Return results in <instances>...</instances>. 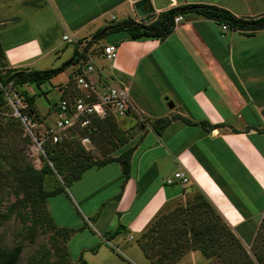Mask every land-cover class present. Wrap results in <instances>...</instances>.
Here are the masks:
<instances>
[{"label": "crops", "instance_id": "1", "mask_svg": "<svg viewBox=\"0 0 264 264\" xmlns=\"http://www.w3.org/2000/svg\"><path fill=\"white\" fill-rule=\"evenodd\" d=\"M134 1L5 0L0 41L7 62L37 68L48 53L59 57L61 42H72L69 62L78 48L76 41L89 38L96 28L126 16L137 18ZM188 1L215 3L236 15L264 12V0H161L158 4L150 0L153 13ZM116 7L119 18L111 12ZM180 15L163 38H129L118 30L88 48L93 52L88 77L96 91L113 83L126 85L129 110L147 122L137 125L128 113L131 135L115 153L134 144L128 161L123 166L111 160L84 169L65 192L57 193L74 208V222L53 221L72 227L73 232L88 231L96 239L91 249L102 241L105 249L125 258L123 264H136L122 251L137 246L134 237L151 217L167 203L184 200L193 186L209 199L251 256L253 245L264 251L259 241L263 238L254 240L264 213V28L253 32L221 28V23L195 11ZM65 33L69 39L62 37ZM107 43L115 44L110 58L101 50ZM72 65L74 71L78 63ZM65 82L53 84L56 98ZM52 113L54 118V104ZM170 114L189 122L173 118L160 133L149 126L150 119ZM200 121L219 125L209 127ZM177 170L187 174L186 182L173 176ZM118 223L124 228L105 238L103 233ZM110 261L102 264H122L118 257ZM145 261L142 256L140 264ZM171 264L216 263L191 249Z\"/></svg>", "mask_w": 264, "mask_h": 264}, {"label": "trees", "instance_id": "2", "mask_svg": "<svg viewBox=\"0 0 264 264\" xmlns=\"http://www.w3.org/2000/svg\"><path fill=\"white\" fill-rule=\"evenodd\" d=\"M187 11H195L212 18L217 23H225L228 27L247 32L264 28V12L255 15H236L228 8L215 3L182 2L143 17L126 16L108 21L96 28L90 37L84 40L82 51L78 52L76 47L74 48L73 58L69 63H78L74 73L80 71L84 60L87 59L85 52L90 44L110 32L123 30L129 38H163L174 26L173 17ZM80 41L82 40L79 39ZM64 65L65 63L47 68L13 67L8 64L0 41V105L5 102L2 87L7 82L15 87L23 83H33L39 87ZM20 92L24 96L26 110L32 116L34 96L24 91ZM77 92L78 88L72 76L61 88L59 96H69ZM126 113H131L132 116L135 114L129 109ZM81 118H87L86 123L80 124V119L75 121L66 127L55 141L51 138L40 140L43 150V154L40 155L41 165L38 168L27 166L26 169L18 171L19 182L14 190L16 196L21 194L18 200L28 207L24 212L30 224H35L37 221L48 223L60 235L61 243L53 244L59 256L69 253L67 239L73 228L59 226L53 221L46 207V199L59 192H65L66 187L90 166H100L111 160L127 162L134 148L132 144L118 154L111 153L112 148L120 146L127 140V136L116 121V115L112 112H107L103 116L86 114ZM173 118H181L189 122L187 118L178 114H170L152 118L148 124L156 133H160ZM200 123L209 127L219 125L206 121ZM81 137H87L92 149H84L80 142ZM36 138L39 139L38 136ZM125 171L120 187L126 178ZM48 173H54L58 181L45 187L43 182ZM194 188L192 194L183 201H176L167 209L163 210L164 207L159 209L135 235L134 241L146 259L144 264H171L191 249L199 250L205 257L215 256L221 264H264L263 249L259 250L254 245L251 246L252 257L209 199L197 187ZM118 194L115 195L116 198ZM123 228L124 224L118 223L112 231H106L103 235L105 238H110ZM262 230H264V213L255 230L254 240L260 237L262 232L264 233ZM262 238L260 247L264 246V237ZM20 249V243L9 247L0 246V264H16ZM78 260V264H89L81 255L78 256Z\"/></svg>", "mask_w": 264, "mask_h": 264}, {"label": "rangeland", "instance_id": "3", "mask_svg": "<svg viewBox=\"0 0 264 264\" xmlns=\"http://www.w3.org/2000/svg\"><path fill=\"white\" fill-rule=\"evenodd\" d=\"M160 1L154 0V4H158ZM4 3L5 0H0V13ZM111 12L116 15V18L121 17L120 7H116ZM0 17L2 16L0 15ZM61 44L63 51L59 50V57H54L53 52H50L35 65L37 68H46L65 63L64 67L54 74L53 77L49 78V80L41 83L39 87L33 83H23L15 87L10 82H7L3 86L9 93L12 90L16 91L21 96L25 108L26 102L20 91L33 94L34 100L32 105L34 114L31 116L33 124L29 130L11 112L12 109L5 98L4 89L2 88L5 102L0 105V246L9 247L20 243L21 249L16 264H78L79 254L89 264L106 263L114 260L116 257L123 264L126 263L125 258L118 256L115 251L111 252L105 249V244L102 241L99 245L94 246V250L91 249L89 246L96 239L86 230L71 231L67 239L69 253L59 256L58 251L54 250L53 244L61 243L60 235L48 223L37 221L35 224H30L24 212L28 207L18 200L21 194L16 196L14 193L19 182L18 171L26 169L27 166L38 168L41 165L40 155L43 154V150L40 146V140L50 138L48 127L53 122L52 109L53 101L56 98V90L53 88V84L67 81L74 74L73 63L67 62L68 58L66 57L67 53L70 52L72 42H67L66 45L61 42ZM127 115L128 113L116 116V121L128 139L133 126H127L129 122V117H126ZM133 117H135L137 125L141 122H147V119L143 116L134 114ZM80 142L85 150L92 149L88 139L84 141L80 139ZM118 147L112 148L111 153H117ZM57 181L54 173H48L43 184L45 187H49ZM194 190V186L190 187L183 197L190 196ZM176 201H183V198L181 197L167 203L163 210L174 205ZM46 207L52 219L56 222L59 220L67 223L74 222L75 210L69 206L60 194L48 197L46 199ZM261 236L264 237L263 232L260 238H262ZM259 241L261 242V240ZM112 243H114V240H112ZM119 248L123 250L121 247ZM122 254L129 256L136 264H140L143 256L138 246H132L130 250H123ZM209 258L213 259L216 264H221L220 260L215 256H210Z\"/></svg>", "mask_w": 264, "mask_h": 264}, {"label": "built area", "instance_id": "4", "mask_svg": "<svg viewBox=\"0 0 264 264\" xmlns=\"http://www.w3.org/2000/svg\"><path fill=\"white\" fill-rule=\"evenodd\" d=\"M181 18L180 14L173 17L174 22ZM221 28H226L225 23L220 24ZM64 39H69L68 34H63ZM84 41H76L77 51H82ZM105 57L110 58L115 53V44L107 43L101 48ZM87 59L84 60L80 71L73 74V80L78 92L69 96L57 97L54 102V118L52 124L48 127V135L52 141L60 137V132L66 127L72 125L79 120L80 124H84L87 118H81L86 114L103 116L107 112H112L116 116L123 115L131 105L128 98V88L122 83H113L105 87L99 93L94 88L88 77V73L93 69L92 51L85 52ZM4 89L5 98L12 109V113L18 118L20 123L29 130L33 121L31 115L25 108V104L21 96L14 90L10 93ZM81 140H87V137H81ZM173 176L181 182L188 180L187 174L181 170L173 172ZM166 182L171 181V178H165Z\"/></svg>", "mask_w": 264, "mask_h": 264}, {"label": "water", "instance_id": "5", "mask_svg": "<svg viewBox=\"0 0 264 264\" xmlns=\"http://www.w3.org/2000/svg\"><path fill=\"white\" fill-rule=\"evenodd\" d=\"M133 8L137 17H143L153 11L150 0H135ZM123 165H125V162H122Z\"/></svg>", "mask_w": 264, "mask_h": 264}]
</instances>
